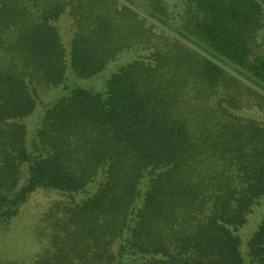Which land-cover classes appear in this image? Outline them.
Instances as JSON below:
<instances>
[{"label": "trees", "instance_id": "obj_1", "mask_svg": "<svg viewBox=\"0 0 264 264\" xmlns=\"http://www.w3.org/2000/svg\"><path fill=\"white\" fill-rule=\"evenodd\" d=\"M36 189L0 264H264V0H0L1 226Z\"/></svg>", "mask_w": 264, "mask_h": 264}, {"label": "rangeland", "instance_id": "obj_2", "mask_svg": "<svg viewBox=\"0 0 264 264\" xmlns=\"http://www.w3.org/2000/svg\"><path fill=\"white\" fill-rule=\"evenodd\" d=\"M141 13L143 14L142 10ZM108 66L104 71L96 76L87 79L74 78L69 75L64 85L57 88H51L40 95L41 102L34 114L26 123H34L38 111H41L42 105L54 97L66 92L70 87L80 85L83 88L103 90L105 87V78L115 68ZM68 88V89H67ZM61 198L57 193L49 190L36 189L27 200L19 207L16 215L6 225H0V263L7 260L27 263L29 259L39 252L44 243L37 241L34 233L42 213L47 210L51 203Z\"/></svg>", "mask_w": 264, "mask_h": 264}]
</instances>
